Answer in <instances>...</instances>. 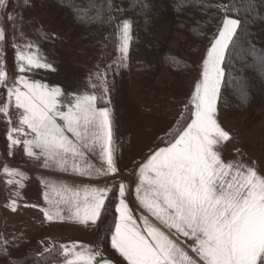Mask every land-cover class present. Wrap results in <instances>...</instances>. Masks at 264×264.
I'll use <instances>...</instances> for the list:
<instances>
[{
  "label": "snow or ice",
  "instance_id": "snow-or-ice-1",
  "mask_svg": "<svg viewBox=\"0 0 264 264\" xmlns=\"http://www.w3.org/2000/svg\"><path fill=\"white\" fill-rule=\"evenodd\" d=\"M88 7L93 13L87 17L91 22L112 23L117 19L110 15L112 0H89ZM217 8L225 16L207 50L202 79L191 96L194 110L190 123L187 119L179 123L166 146L139 168L134 191L143 212L136 215L129 206V189L123 181L103 186H57L42 180L47 207L40 210L46 221L96 226L114 207L111 248L127 264H264V175L242 160L222 158L223 145L231 137L217 119L226 58L230 48L237 46L242 21L229 15L235 3ZM5 9L6 0H0V12ZM7 19L12 21L13 16L7 14ZM114 27L120 55L106 68L97 65L80 93L66 94L58 86L30 78L37 70L55 71L34 43L13 44L15 79L9 78L0 50V89L7 98L0 105V115L10 117L11 107L18 110V124L10 126L7 133L9 155L22 145L24 154L45 169L55 168L89 180L118 174L112 113L106 106L111 103L108 75H118L128 66L133 37L130 20ZM5 39V30L0 27V43ZM6 122L12 125L10 118ZM90 157L97 158L100 165ZM3 173L6 183L16 186L13 195L19 197L26 173L8 165L3 166ZM114 188L118 203L106 204ZM16 205L13 199L12 211ZM54 251L63 258L59 264H112L101 248L78 242L44 249L48 254Z\"/></svg>",
  "mask_w": 264,
  "mask_h": 264
},
{
  "label": "trees",
  "instance_id": "trees-1",
  "mask_svg": "<svg viewBox=\"0 0 264 264\" xmlns=\"http://www.w3.org/2000/svg\"><path fill=\"white\" fill-rule=\"evenodd\" d=\"M13 3L14 0H10L9 7ZM230 3H235V8L229 15L240 19L242 27L238 30L237 46L230 48L226 58L218 107L230 131L228 146L235 148L243 143V139L238 136L240 129H233L230 122L251 118L257 109L264 106V64L261 62L264 60V0H112L113 12L110 15L117 16L112 23H95L87 19L93 15L88 7L89 0H29L28 12L41 17L47 27L50 26L48 19L51 16L56 29L50 27L54 32L65 33L67 26L75 29L76 32L67 42L76 37L83 45L84 53L78 56L82 58L74 62L88 67L91 74L96 72L95 60L101 61L105 68L116 56L118 33L114 25L124 18H130L133 22V39L129 69L136 101L142 106L151 104L148 112H162V107L171 104V100L180 95L179 89L186 84L188 91L185 111L178 112V123L185 119L190 123L193 111L190 100L196 84L193 80L196 59L205 45H211L217 34L218 22L225 16L217 5ZM34 7L47 12L34 13L30 10ZM115 9L122 11L116 13ZM64 16L66 20H62ZM61 42V48H65ZM8 52V63L11 66L14 54L11 48ZM164 72L170 73L172 81L161 84L159 79ZM4 99L5 91L2 89L0 105ZM0 116L4 123L5 142L8 123L5 116ZM178 126L175 125L171 133ZM253 131L259 134L255 140L257 143H253L254 147L261 152L263 147L259 142L264 143V129ZM171 138L168 135V140ZM161 140H158L156 147L161 145ZM115 203L117 199L111 196L106 204ZM115 219L114 207L102 216L98 227L100 244H103L105 238L109 243ZM106 225L113 227L106 229ZM43 259L45 256H40V261ZM61 259L59 257L52 263Z\"/></svg>",
  "mask_w": 264,
  "mask_h": 264
},
{
  "label": "rangeland",
  "instance_id": "rangeland-1",
  "mask_svg": "<svg viewBox=\"0 0 264 264\" xmlns=\"http://www.w3.org/2000/svg\"><path fill=\"white\" fill-rule=\"evenodd\" d=\"M9 1L6 0V9L5 12H0V16H5L7 13V10L9 8ZM44 9V8H41ZM30 10L34 13H40L43 14V12L40 9H37V7H34V9L30 8ZM45 15V14H44ZM62 20H66L67 17H62ZM224 18V17H223ZM222 18V19H223ZM231 18H235L232 17ZM41 19V17H40ZM131 20L130 18H124L122 20ZM121 20V21H122ZM53 19L50 16V19H48L49 25L54 27V22H52ZM120 21V22H121ZM132 22V20H131ZM48 27L51 31L53 29L51 27ZM57 26V25H56ZM222 26V20L218 22V26L216 28V32L218 33L219 28ZM0 27H2L5 30V33H8L9 31V24L7 27V22L0 21ZM67 30L64 32H54L59 36V43L60 41L63 42V45L65 48H61L63 51L67 52L71 55L72 60L77 61L79 60L78 56H82L84 53L83 45L80 43V40H78L76 37L72 39L71 42H67L69 38L73 36V33L76 32L75 29H72L70 26L66 28ZM132 29H133V22H132ZM7 39H5L4 42L0 43V50L3 51V59L5 61V68L7 71V57H8V46H11V44L7 45ZM61 42V43H62ZM119 42V41H118ZM61 47V46H60ZM210 46L205 45V47L202 50V53L197 57L196 62V71L193 77V80H196L199 78L200 73L202 71V65L203 61L206 58L207 50ZM76 58H75V57ZM241 57V56H239ZM77 59V60H76ZM94 65L96 67L97 71V65L100 66V68H104L103 63L99 60L94 61ZM89 69V68H88ZM172 81V76L169 72H164L161 78L159 79V82L161 84L165 82ZM131 82V80H130ZM188 88L185 84L184 88L179 89L177 98L175 100H171V104H166L162 108L164 109L162 112H148L149 108L152 107L151 104L142 106L141 103L136 101L133 90H132V83H131V92H132V98L136 104V111L140 115H146L149 117H156V118H163L167 119L168 123L171 125L168 132H166L161 137V145L156 147V141L153 145V149L150 151V156L154 154L155 151L159 150L161 147L166 146V141H168V135H170L172 129L175 127V125L178 123V112L185 111V100ZM0 93H2L0 89ZM109 105L106 106H110ZM105 106V105H101ZM111 109V108H110ZM111 113L114 116V109H111ZM117 122L120 123V118H117ZM233 129H240L238 130L239 135L241 136L243 143H250L252 147H254V144L257 143L255 140L257 137H259V134H257L253 131V129H264V106L260 107L256 110V112L252 115L251 118H245L241 119L239 121L230 122ZM147 126L152 125V121L146 123ZM119 126V125H118ZM120 128V126L118 127ZM4 123L1 121L0 116V264H59L60 261H55L52 263L53 260L59 258V256L54 251L51 254L44 253L45 248H52L53 246H59V245H70L73 242H78L80 244H86L90 245L93 248H101L103 251V254L105 258L109 259L110 261L114 262L115 264H127L126 261L123 260L122 257L119 256L118 253L115 252L114 249L111 248V235L109 243H107V240L105 238V241L102 242L103 244H100L99 240L100 233L98 230L99 227V221L96 226H89L85 227L82 225H79L77 223H72L68 221L59 222V221H52L48 222L44 219L43 213L40 210L41 208L47 207L45 204L43 193L45 191V188L43 184L41 183L42 180H47L54 182L57 186L59 185H69V186H83V185H99L103 186L105 183H116L118 184L120 181H123L128 186V194L126 195V200L129 203V206L134 210V213L136 215H139L141 212H143V209L139 208L138 202L135 199V185H132L131 182H129V177L133 181V177L128 176L129 173H123L120 175V171L118 174L114 177H107L106 179H110L109 181H106L105 178L100 179H91L84 177H79L73 174H63V172H60L59 170L55 168L51 169H45L39 165V162L31 160L27 158L26 160L17 161V163L13 162L15 165H10L8 160V150L6 149V141L4 137ZM230 132V131H229ZM259 140V138H258ZM254 143V144H253ZM263 147V151H259L258 149L255 150L258 152V154L261 156L263 162H264V143H260ZM229 147V146H228ZM144 157H149L144 156ZM8 165L11 168L19 169L20 171L28 173L27 175L34 179L35 181L32 183H29L30 187L27 189L26 196H23V190L19 189L20 196L16 197L13 195L14 191H16L15 185H8L6 183L7 177L3 173V166ZM113 194V195H112ZM54 194L50 193V196H53ZM113 196L118 197V191L114 188L113 192L109 193V198ZM58 199V197H56ZM15 199L17 201L16 205V211H12L11 208V201ZM107 203V201H106ZM118 203V199H117ZM27 205V206H25ZM33 205H36V207H33ZM67 215V213H65ZM111 223V222H110ZM114 231V230H113ZM8 241V244H4V241ZM187 243L191 244V241H187ZM189 251L190 255H194L191 253L190 249H186ZM44 254L45 259L40 261L41 254Z\"/></svg>",
  "mask_w": 264,
  "mask_h": 264
},
{
  "label": "crops",
  "instance_id": "crops-1",
  "mask_svg": "<svg viewBox=\"0 0 264 264\" xmlns=\"http://www.w3.org/2000/svg\"><path fill=\"white\" fill-rule=\"evenodd\" d=\"M28 1L29 0H14L13 5L7 10V13L13 16L12 21L7 19V14L5 16H0V21L7 22V27L9 24V31L6 33V41L7 45L11 44V46H8V49H12L15 57V48L13 47L14 43H34L40 49L41 53L48 59V61L52 63L55 71H46L43 69L37 70L36 74L30 78L38 79L48 84L50 87L58 86L66 94L83 92L86 88L88 78L91 75L90 70L84 65L75 63L72 60L71 55L61 49L59 36L51 31L43 23L42 19L33 16L28 12ZM119 55L120 54L117 51L116 56L108 62L107 65L112 64V62L116 60ZM127 65L128 66L126 68H121L119 70L118 75L115 73H109L108 79L112 82V84L108 99L111 101V105L109 107L114 109L113 114H115L114 116L112 115V121L114 142L118 149L115 153V158L120 171L119 173L120 175L123 173H129L128 176H131L134 179L132 181L129 177L127 178L132 185H135L138 183L139 168L150 157V151L153 149L154 143L160 140L162 135L168 132L171 125L168 123L167 119L149 117V115L146 116L137 113V107L132 98L131 92L129 59L127 61ZM202 71L199 78L195 80L196 84L202 79ZM7 74L10 79H15L17 77L18 73L16 70L15 59L11 66H9V63L7 64ZM6 99L5 92L4 103L6 102ZM217 108L218 122L222 128L230 134L226 127L224 118L219 111L218 105ZM9 113L10 117H6V119L8 120L10 118L12 120V125H7V133L10 126L18 124V110L11 107L9 109ZM117 118H120V123L117 122ZM150 121H152V125L147 126L145 122L148 123ZM118 125L120 128H118ZM19 139L23 140L25 137L19 136ZM6 149L8 150V160L10 165H15L13 162L17 163V161L26 160L28 158L23 152L22 145L18 146L14 150V154L9 155V141L7 138ZM148 155L149 157H144ZM222 158L225 161L242 160L246 164L255 167L260 174L264 175V162L250 143L244 142L235 148H230L228 147V142H226L222 148ZM90 159L97 166L100 165V161L97 158L90 157ZM27 174L28 173H26V175ZM105 180L109 181L106 178ZM34 181V179L27 175V179L24 181V187L21 188L24 192L23 196H26L27 189L30 187L28 184Z\"/></svg>",
  "mask_w": 264,
  "mask_h": 264
},
{
  "label": "water",
  "instance_id": "water-1",
  "mask_svg": "<svg viewBox=\"0 0 264 264\" xmlns=\"http://www.w3.org/2000/svg\"><path fill=\"white\" fill-rule=\"evenodd\" d=\"M112 264H115L114 262H112Z\"/></svg>",
  "mask_w": 264,
  "mask_h": 264
}]
</instances>
